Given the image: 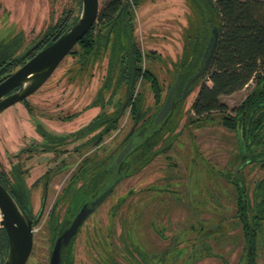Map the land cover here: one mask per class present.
Here are the masks:
<instances>
[{
  "label": "rangeland",
  "instance_id": "obj_1",
  "mask_svg": "<svg viewBox=\"0 0 264 264\" xmlns=\"http://www.w3.org/2000/svg\"><path fill=\"white\" fill-rule=\"evenodd\" d=\"M103 1L99 0V7ZM79 8L78 0H0V40L22 35V51L40 38L62 11L75 16ZM192 16L186 0H144L134 8V40L143 53L155 52V57L145 56L143 65L157 75L165 92L174 75L171 64L180 56ZM107 56L81 68L79 60L67 55L27 96L32 113H27L21 101L0 113V164L5 171L19 164L36 218L33 245L25 264H49V217L82 160L87 157L89 162H105L125 144L135 124L125 105L117 128L100 144L81 146L84 138L69 136L78 129L72 128L89 124L100 111L111 114L118 102L126 99L121 87L104 108L95 106L96 114L85 112L107 72ZM199 84L177 103L169 121L154 135L158 149L151 161L139 171L129 170L80 227L71 252L74 264L242 263L243 233L236 216L235 188L228 176L237 175L251 198L256 182L264 176V159L240 164L236 132L220 123V113L190 122V104ZM253 85L250 80L242 89L220 96L229 113ZM134 93L150 107L147 117L155 110L149 83L139 80ZM108 96L105 92L104 98ZM73 112H81L79 122L59 119ZM36 121L51 134L66 136V143L54 151L39 150L45 141L34 129ZM30 145L34 150H26ZM46 171V188L44 179L33 183ZM65 206L66 200L61 198L53 218L66 217ZM256 264H264V231L258 237Z\"/></svg>",
  "mask_w": 264,
  "mask_h": 264
},
{
  "label": "trees",
  "instance_id": "obj_2",
  "mask_svg": "<svg viewBox=\"0 0 264 264\" xmlns=\"http://www.w3.org/2000/svg\"><path fill=\"white\" fill-rule=\"evenodd\" d=\"M143 1L104 0L99 7L96 21L70 50L68 55L79 60L81 68L95 63L105 54L108 55L107 72L96 91L95 99H92L84 109L95 106L104 108L120 88L124 87L125 95L128 96L126 107H129L130 114L136 119L137 112H140L137 123H140V128L147 126L162 105L167 90L177 74L174 101H182L186 82L200 66L201 57L211 35V28L216 25L218 30L216 47L206 70L195 83L196 85L200 81L198 91L190 104V122L206 120L213 113H220V123L236 132L240 164L246 160L252 162L264 159V0H186L194 18L188 19L180 56L171 64L174 75L166 92L157 75L143 65L145 56L155 57V52L150 50L143 53L134 40V8ZM78 4L80 7L81 0H78ZM78 15L74 16L67 10L63 11L54 23L48 25L41 38L24 53H20L19 50L22 35L0 40V73L7 75L23 64L72 25ZM107 34L109 38L106 43ZM139 80L149 83L154 99L155 110L147 117L146 114L151 111L150 107L144 105L140 94L134 93ZM250 80H253L254 85L241 102L230 109L232 113H229L228 106L220 100V96L242 89ZM105 92H109L106 99ZM21 102L28 114L33 112L27 98ZM121 106L122 102H118L111 114L100 111L89 124L71 132L69 136L72 139L84 138L79 144L81 146L100 144L107 133L117 128ZM78 113L74 112L59 119L69 121ZM34 129L45 141L38 148L41 151H54L58 145L66 143V136L51 134L40 121L35 122ZM153 137L133 154L130 170L139 171L155 156L158 148H155ZM256 148H259V151H256ZM26 150H34V148L30 145ZM118 150L119 148L108 156L105 162L102 160L89 162L87 157L82 160L57 200L58 202L61 198L66 200L69 219L72 218L81 201L93 195L103 184L106 177L104 167ZM24 178V172L19 164L11 165L8 171H5L0 164V183L8 188L19 205L28 212L34 226L36 218L32 215V205ZM228 178H234L231 183L236 194V216L239 218L243 233L244 252L241 264H256L258 237L260 232L264 231V176L256 182L251 198L244 182L240 179L238 181L237 175L232 177L231 174ZM41 179H44L46 188L49 171L44 172L33 183ZM45 198L46 191L41 196L42 206ZM49 224L51 248L58 231L53 229L55 220L51 219ZM7 246L6 231L0 226V262L7 253ZM72 262L70 250L65 255L63 264H72Z\"/></svg>",
  "mask_w": 264,
  "mask_h": 264
},
{
  "label": "water",
  "instance_id": "obj_3",
  "mask_svg": "<svg viewBox=\"0 0 264 264\" xmlns=\"http://www.w3.org/2000/svg\"><path fill=\"white\" fill-rule=\"evenodd\" d=\"M98 11L99 0H81V8L76 21L48 45L40 49L15 71L0 81V113L9 106L27 98L50 77L78 40L89 31L96 21ZM217 38L218 30L215 25L211 28V35L201 57L200 66L186 82L182 92V99L194 88L197 79L206 70L213 56ZM105 42H108V34L106 35ZM177 80L178 74L168 89L162 105L149 120L147 126L139 127L131 134L140 116V112H137L135 124L126 136L127 140L125 144L104 167L106 177L103 184L93 195L81 201L72 218L69 219L66 225L62 224L58 230L49 253V264L64 263L67 250L81 224L111 193L116 184L129 175L133 154L169 121L174 107L180 102L174 101ZM13 89L15 90L12 91ZM127 99L128 96H126L121 106L120 114L126 105ZM0 215V225L5 229L8 237L7 253L0 264H25L33 245L32 219L28 212L12 196L8 188L1 183Z\"/></svg>",
  "mask_w": 264,
  "mask_h": 264
},
{
  "label": "flooded vegetation",
  "instance_id": "obj_4",
  "mask_svg": "<svg viewBox=\"0 0 264 264\" xmlns=\"http://www.w3.org/2000/svg\"><path fill=\"white\" fill-rule=\"evenodd\" d=\"M62 12H63V11H62ZM56 20H57V18H56ZM56 20H55V21H56ZM53 23H54V22H53ZM40 38H41V37H40ZM40 38H38V39H40ZM108 38H109V35H108ZM38 39H37L36 41H34L33 43H31L26 49H28V48L31 47L33 44H35V43L38 41ZM73 47H74V46H73ZM26 49L20 51V53H22V52L24 53V51H25ZM71 50H72V49H71ZM68 54H69V53H68ZM68 54H67V55H68ZM67 55H66V56H67ZM66 56H65V57H66ZM63 59H64V58H63ZM27 60H28V59H27ZM27 60H26V61H27ZM26 61H25V62H26ZM21 65H22V64H21ZM21 65H20V66H21ZM18 67H19V66H18ZM18 67H17V68H18ZM17 68H15L13 71H15ZM13 71H11L10 73H8L7 75L11 74ZM7 75L0 73V81H1L3 78H5ZM112 75H113V74H112ZM50 76H51V75H50ZM15 89H16V88H15ZM15 89H13L12 91H14ZM24 99H26V98H24ZM22 100H23V99H22ZM22 100H21V101H22ZM123 102H124V101H122V104H123ZM17 103H18V102H17ZM122 112H123V111H122ZM73 113H74V112H73ZM80 113H81V112H79L78 115H79ZM70 114H71V113H70ZM121 114H122V113H121ZM121 114H120V112H119V116H121ZM67 115H69V114H67ZM78 115H77V116H78ZM77 116H76V117H77ZM61 117H64V116H61ZM73 119H74V118H73ZM73 119H72V120H73ZM62 121H63V120H62ZM66 121H67V120H66ZM69 121H71V120H69ZM139 127H140V123H139V124L137 123V125L134 127V129H133V131L131 132V134H133V133H134ZM79 128H80V127H79ZM79 128H78V129H79ZM130 136H131V135H130ZM232 177H234V174H232ZM233 179H234V178H233ZM233 179L231 178V181H233ZM78 184H79V183H78ZM66 185H67V184H66ZM78 186H79V185H78ZM58 203H59V202L56 201V205H55V207L53 208V211L57 208ZM66 207H67V206H65V210L68 211V209H67ZM114 207H115V206H114ZM114 207H113V208H114ZM113 210L115 211L116 209H113ZM53 211H52L51 214H50L49 221H50L51 219H52V220H55V225H54L53 229H54V231H58V230L60 229L61 225H62V224L66 225V223L69 221V219H67V218H66L67 216H66V217H64V218H62V219L60 220V219L57 218L56 215H55V218H53V217H54V216H53V214H54ZM93 212H94V211H93ZM93 212H92V213H93ZM92 213H91V214H92ZM91 214H90V215H91ZM66 215H68V213H66ZM90 215H89V216H90ZM89 216H88V217H89ZM88 217H87V218H88ZM87 218H86V219H87ZM70 219H71V218H70ZM86 219H85V221H86ZM85 221H84V222H85ZM84 222H83V223H84ZM83 223L81 224V226L83 225ZM81 226H80V227H81ZM80 227H79V229H80ZM79 229H78V231H79ZM78 231H77V233H78ZM75 237H76V236H75ZM54 240H55V239H54ZM74 240H75V238L73 239V241H72V243H71L69 249L67 250V253H68V251H70V250H71V252H72V247H73V244H74ZM67 253H66V254H67ZM137 258L139 259V263L142 262V260L140 259V255H139ZM142 259L144 260V255H142ZM72 264H74V262H72ZM140 264H141V263H140ZM143 264H144V262H143Z\"/></svg>",
  "mask_w": 264,
  "mask_h": 264
},
{
  "label": "crops",
  "instance_id": "obj_5",
  "mask_svg": "<svg viewBox=\"0 0 264 264\" xmlns=\"http://www.w3.org/2000/svg\"><path fill=\"white\" fill-rule=\"evenodd\" d=\"M88 111L95 112V114H96L98 112V107L97 108L96 107L88 108V109H86L85 112H88ZM80 115H81V113L77 117H75L73 120H71V121H78L79 122L80 121ZM79 127H80V125L72 128V130H75V129L79 128Z\"/></svg>",
  "mask_w": 264,
  "mask_h": 264
}]
</instances>
